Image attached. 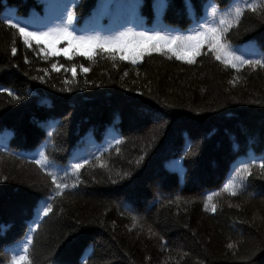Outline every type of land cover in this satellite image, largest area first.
I'll list each match as a JSON object with an SVG mask.
<instances>
[{
  "label": "trees",
  "instance_id": "1",
  "mask_svg": "<svg viewBox=\"0 0 264 264\" xmlns=\"http://www.w3.org/2000/svg\"><path fill=\"white\" fill-rule=\"evenodd\" d=\"M232 2L0 0V264L29 236L32 264H264V68L206 45L192 63L167 48L133 63L113 48L29 47L3 22L46 31L67 6L77 35L171 38ZM224 42L264 58V16L246 10Z\"/></svg>",
  "mask_w": 264,
  "mask_h": 264
},
{
  "label": "snow or ice",
  "instance_id": "2",
  "mask_svg": "<svg viewBox=\"0 0 264 264\" xmlns=\"http://www.w3.org/2000/svg\"><path fill=\"white\" fill-rule=\"evenodd\" d=\"M246 10L252 12H259L264 16V2L262 0H233L224 9H221L218 4L211 3L206 6L207 15L211 20L199 25L196 30L192 31L188 36L165 37L161 33H136L130 29L125 32L117 33L113 36H101L99 33L94 35H77L73 30V22L76 19V13L66 6L65 16L59 18L58 23L54 27L48 28L46 31H30L28 28L21 26L19 23L13 22L12 19H5L3 22L11 28L17 29L22 36L24 43L31 46L34 41L37 45L45 44L55 46L56 43L65 41L68 47L91 46L94 48H113L124 53L121 59H131L133 63L139 59L145 50L147 51H161L167 48L172 52L177 59L186 60L192 63L197 55H200L201 49L206 45L214 54L217 60L222 61L225 65H230L237 68L243 65L250 67L264 68V58L262 59H245L243 56H237L231 50L230 45L226 44L225 33H227L233 24H238L241 17ZM43 50V49H42ZM13 53L16 49L12 48ZM67 53V48L64 49ZM55 68L56 66L53 65ZM87 71L86 68L82 69ZM11 95L12 93L9 92ZM41 158L35 163L46 170L47 175L51 177L52 183L56 186L57 194L60 190L67 187V185L59 182L58 175L49 169V163L43 153ZM87 163V161H84ZM259 166L264 169V158H261ZM82 164L73 165L74 170H79ZM243 170L248 172L249 165L243 164ZM245 177H240L241 181ZM242 187L240 183H235L229 180L224 185V189L228 190L231 195H237L238 190ZM211 199V194L209 196ZM208 207V204L205 205ZM216 210V205H211V211ZM44 214L47 215L52 211V205L48 204L43 209ZM32 243V237H27L20 249L12 256L10 264H32L29 255V246ZM231 247V245H229Z\"/></svg>",
  "mask_w": 264,
  "mask_h": 264
}]
</instances>
